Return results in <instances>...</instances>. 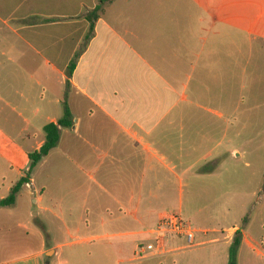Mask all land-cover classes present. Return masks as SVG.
I'll return each mask as SVG.
<instances>
[{
  "label": "crops",
  "instance_id": "crops-1",
  "mask_svg": "<svg viewBox=\"0 0 264 264\" xmlns=\"http://www.w3.org/2000/svg\"><path fill=\"white\" fill-rule=\"evenodd\" d=\"M263 2L0 0V133H8L4 143L18 144L19 157L29 159L45 142L44 127L57 124L67 106L71 125L60 128L57 147L23 187L32 190L34 204L47 193L44 198L56 197L60 209L66 204L67 212L77 207L85 213L83 225L60 219L65 236L79 237L75 244L82 251L62 261V245L42 240L35 254L0 257V264H119L130 246L131 261L228 264L236 234L237 264H252L240 256L260 255L263 243L250 225L194 228L204 238L215 236L210 244H221L210 256L169 252L138 259L134 252L166 212L183 213L185 192L215 194L229 186L232 169L242 173L228 162L229 155L239 157L237 150L228 152L222 139L242 104L241 94L230 91L244 88L247 36H264V8L248 18L247 5ZM97 8L90 29L86 16ZM216 101L226 110L212 108ZM38 169L46 179H39ZM28 172L17 167V182ZM116 237L128 239L90 247Z\"/></svg>",
  "mask_w": 264,
  "mask_h": 264
},
{
  "label": "rangeland",
  "instance_id": "rangeland-1",
  "mask_svg": "<svg viewBox=\"0 0 264 264\" xmlns=\"http://www.w3.org/2000/svg\"><path fill=\"white\" fill-rule=\"evenodd\" d=\"M264 8L262 4L253 3L247 5L248 18L250 15L259 14ZM250 22V20H248ZM247 57L248 63L246 67V78L244 88L241 92L233 90L231 86V94L242 98V104L237 107L235 114L228 118L231 127L228 135L222 141L227 143L225 149L228 152L237 150L239 157L229 155L228 162L230 165L236 163L241 168L234 173L231 170V178L225 185L226 188L219 190L215 194H200L185 192L182 197L181 214L185 222L193 229L214 228L218 225L225 227L237 226L242 230H247L250 225L251 235L259 236L262 242V250L260 255L249 254L243 252L241 261L248 258L252 264H264V36L252 33L247 36ZM234 70V69H231ZM216 110H226V106L220 101H216ZM235 111V107H231V114ZM8 133H0V198L9 196L7 187L15 184L18 180L16 168H20L25 172L30 168V161L21 158L18 155V144L10 145L4 143V137ZM217 140H221L220 135L215 134ZM220 137V138H219ZM219 138V139H218ZM231 154V153H229ZM248 164L246 168L244 165ZM65 167V166H64ZM61 175H68L66 171H59ZM27 173V172H26ZM36 175L40 180L46 179L45 171L36 170ZM221 180L225 182L227 175L221 169ZM77 177L78 172L74 170ZM75 178V177H74ZM77 179V178H76ZM55 181L54 178L51 179ZM67 192L72 191L75 187H69ZM263 188V191L260 190ZM48 192V191H47ZM41 204H34V195L32 190L22 188L16 195L15 204L8 207H0V257L9 259L31 256L38 252L39 245L42 240L51 245H62L59 252L62 254L61 260L65 261L70 254L82 251L84 247L75 244L79 237H67L64 234L65 228L63 222H72L83 225L81 222L85 219V213L79 208H75L73 212H67V205L62 204L60 207L55 203V198L49 200L44 198ZM58 199V198H57ZM41 208H47L49 211H42ZM199 209L197 218L195 212ZM39 213L36 217L33 214ZM200 221V222H199ZM202 224V225H197ZM42 225V228L40 227ZM72 236L75 235V228L68 224ZM148 237V236H146ZM195 242L199 245L194 248H187L178 252L182 257H199L201 255L210 256L211 253L221 244H210L209 240L215 236L209 235L204 238L202 235L195 234ZM78 238V239H77ZM128 239L126 237H116L111 239H100L91 242L90 247L95 248L101 242L120 241ZM143 244L151 242L149 238H142ZM201 243V244H200ZM185 245V241H181L179 246ZM48 253L47 256H50ZM150 256V255H149ZM133 258L132 246L127 250L126 255L121 257L119 264H149V260L131 261ZM250 262V263H251Z\"/></svg>",
  "mask_w": 264,
  "mask_h": 264
},
{
  "label": "built area",
  "instance_id": "built-area-1",
  "mask_svg": "<svg viewBox=\"0 0 264 264\" xmlns=\"http://www.w3.org/2000/svg\"><path fill=\"white\" fill-rule=\"evenodd\" d=\"M195 233L196 230L185 222L180 211H168L155 227L146 231L151 242L139 243L135 248L134 256L143 259L149 255H164L197 247L199 244L195 242ZM180 238L185 239V245L173 248L169 246L171 240Z\"/></svg>",
  "mask_w": 264,
  "mask_h": 264
},
{
  "label": "trees",
  "instance_id": "trees-1",
  "mask_svg": "<svg viewBox=\"0 0 264 264\" xmlns=\"http://www.w3.org/2000/svg\"><path fill=\"white\" fill-rule=\"evenodd\" d=\"M99 8L87 14L86 19L90 23V29H92L94 22L98 18ZM73 66L70 67V71ZM71 125V116L67 106L64 107L63 117L57 124H49L44 127L43 132L45 135V142L38 152H34L28 156L30 161V168L26 178L20 179L11 189L8 197L0 200V207L13 206L15 204L16 195L21 191L22 187L29 183V174L35 168V166L46 157L50 151L57 147L60 139V128L69 127ZM241 244L240 234L234 236L233 242L229 247L228 264H237V253Z\"/></svg>",
  "mask_w": 264,
  "mask_h": 264
}]
</instances>
